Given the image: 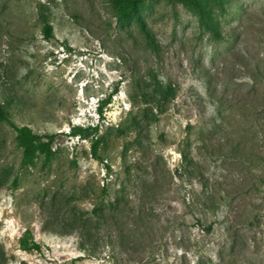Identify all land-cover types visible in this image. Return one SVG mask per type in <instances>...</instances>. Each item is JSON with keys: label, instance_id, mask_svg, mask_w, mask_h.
Masks as SVG:
<instances>
[{"label": "rangeland", "instance_id": "1", "mask_svg": "<svg viewBox=\"0 0 264 264\" xmlns=\"http://www.w3.org/2000/svg\"><path fill=\"white\" fill-rule=\"evenodd\" d=\"M198 2L0 0V106L52 151L0 122V264H264V0Z\"/></svg>", "mask_w": 264, "mask_h": 264}, {"label": "trees", "instance_id": "2", "mask_svg": "<svg viewBox=\"0 0 264 264\" xmlns=\"http://www.w3.org/2000/svg\"><path fill=\"white\" fill-rule=\"evenodd\" d=\"M143 0H111L114 8L116 9V14L121 19H127L131 15L136 13L137 7ZM185 4L192 5L196 7L198 13L202 12V8L198 2V0H180ZM43 32L44 35L49 38L52 35V27L50 23L47 21H43ZM0 122L8 123L16 132V140L17 145L22 148L23 152V161H30L31 160V153L34 151H38L39 153L43 154L44 162H48L51 158L52 151L50 149V137L47 136L49 139L47 141H41V137L39 134L34 132L29 126L27 125H16L13 123L9 113L5 111L0 106ZM89 130H96L95 126H88L85 128L76 126L73 127L72 134L78 135L81 133H87ZM22 249H31V248H38V244L35 242L27 243V240L23 241L21 245Z\"/></svg>", "mask_w": 264, "mask_h": 264}]
</instances>
